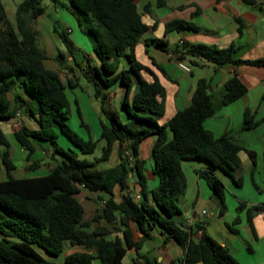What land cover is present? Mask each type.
Returning a JSON list of instances; mask_svg holds the SVG:
<instances>
[{
  "label": "trees",
  "instance_id": "trees-1",
  "mask_svg": "<svg viewBox=\"0 0 264 264\" xmlns=\"http://www.w3.org/2000/svg\"><path fill=\"white\" fill-rule=\"evenodd\" d=\"M69 10L76 16L79 26H85V34L93 41V52L100 68L87 66V76L94 86V97L101 101V112L105 116L100 122L99 139L104 142L97 162L109 159L117 145L118 162L111 167L97 169L95 161L79 159L72 151L65 152L57 145L58 132L80 148L82 154H92L96 142L83 141L67 124L69 104L65 87L74 88L77 78H68L66 83L57 71L44 66L45 55L40 48L37 32L29 26L43 12L41 0H23L14 13V25L8 20L0 0V121L11 119L22 111L35 126L22 125L12 136L18 146L26 152L29 162L35 152V144L49 143L60 156L52 169L42 176L15 178V164L9 155V141L0 131V264H55L43 258L36 248L48 253H59L66 242L95 247L96 255L73 253L65 264H122L128 250L144 264H160L155 259L140 255L142 239L133 240V224L143 238L154 226L160 227L165 242L173 240L183 248V256L177 264H238L227 249L215 242L201 223L184 230L174 219L180 214L178 206L186 188V178L181 168L184 160L203 161L206 168L199 173L213 196L220 203L219 215L226 209L224 187L214 176V170L232 177L240 166L239 153L245 150L228 133L214 138L205 130L203 122L214 113L205 80L197 82L188 107L177 111L167 122L158 124L164 112V88L152 74V82L143 80L142 71L148 68L139 63L135 47L148 26L142 22L136 0H67ZM162 5V0H157ZM149 13L148 7H144ZM180 29H195L189 22L172 20L165 24L164 34ZM66 53L74 61L72 44L62 31L57 32ZM144 45L165 51L166 42L160 39H145ZM235 48L218 49L204 44L182 43L177 59L184 57L203 59L216 66L253 64L264 60L242 61L234 57ZM65 52H57L55 62L63 67ZM69 70H71L69 68ZM21 76L16 87V77ZM118 84L123 89L121 106L128 121L105 107L106 94L102 89ZM134 86L137 92L131 96ZM12 89H20L28 98L24 101L17 93L12 98ZM222 105H228L246 93V87L233 76L223 85ZM81 125L86 127L83 122ZM258 125L253 114H243L242 129H253ZM170 133V137H168ZM149 136L155 140L151 148L153 171L158 184L149 191L152 204L145 197V177L141 172L143 160L137 158L139 145ZM131 152L132 157L129 155ZM248 152V151H247ZM252 158L251 153H248ZM132 159V164H130ZM31 165L29 168L33 170ZM134 171L141 187L142 200L135 202L130 196L115 200L114 189L123 191L130 174ZM79 188L102 193L105 199L95 211L92 219L83 221L84 209L77 200ZM245 210L246 221L255 234L253 219L264 212L263 205L246 208L239 203L236 212ZM116 223L121 237L107 239L108 229L100 225ZM238 217L233 224H237ZM96 224L94 230L87 229ZM200 235L194 237L197 232ZM171 263H174L173 261Z\"/></svg>",
  "mask_w": 264,
  "mask_h": 264
},
{
  "label": "crops",
  "instance_id": "crops-1",
  "mask_svg": "<svg viewBox=\"0 0 264 264\" xmlns=\"http://www.w3.org/2000/svg\"><path fill=\"white\" fill-rule=\"evenodd\" d=\"M52 1L54 3L57 2V0ZM162 2V5H158L157 0H136V7L141 14L142 22L149 27L135 47L137 61L149 69V71H142L140 76L143 80L152 82L153 74L164 88V112L158 118V124H164L177 111L188 107L197 82L205 80L209 85L208 94L213 104L214 113L203 122L204 129L209 131L214 138L228 133L238 145L245 149L238 155L240 166L234 170L232 177L223 174L217 169L213 171L214 176L224 187V199L225 193L229 192L231 195H234L235 203H237L236 207L239 203H244L246 208L255 205L264 206V63L261 65L239 64L219 67L203 59L190 57L177 59V51L181 49L182 43L187 42L190 44H204L218 49L234 46V57L236 59L251 62L264 60V0H162ZM146 6L149 13H146L144 10ZM41 7L44 9V12L36 20L28 23L37 32V38L39 34L38 30L34 28L35 22L41 24L40 27L46 30L45 33L52 31L56 41H60L57 32L62 31L67 37L69 29L63 31L59 23L52 22L46 15L45 8ZM64 8L77 21L76 16L69 8L65 6ZM172 20L189 22L195 29H180L164 34L165 24ZM153 38L166 42L165 51L154 47H148L146 50L144 40ZM71 44L73 51L74 46L72 42ZM61 50H64L65 54H67L64 46ZM44 55V66L53 70L52 67L46 65L48 59L45 53ZM178 61L189 65L191 67L190 72L180 69ZM72 62L74 64L73 60ZM93 62V65H91L87 59L86 67L94 66L100 68L99 60L95 54ZM233 76H236L246 87V93L232 103L222 105L223 85ZM85 78L88 81L89 79L93 80L89 76ZM102 91L106 94L105 107L117 112L124 122L128 121L126 112L121 106L123 89L116 84L109 88H104ZM136 92L137 86H134L131 96ZM15 93L20 95L24 101L28 100L20 89H12L9 97ZM246 110H249L253 114L254 120L258 122V125L253 129H242L243 114ZM26 120L31 122L29 126H35L28 117ZM5 121L2 120L0 123ZM15 121L14 116L11 118V122H8L6 128H2L0 124V131L6 137L16 131L14 129ZM168 134L170 137V133ZM154 140L152 141L151 148ZM39 146L35 144V152ZM117 150L118 147L116 145L111 153V155H116V160L103 168L114 166L118 162ZM8 152L10 155L9 150ZM248 153H251L252 158ZM130 161L132 162V159ZM143 161L144 164L141 167V172L145 177V197L150 205L152 202L149 191L157 186L158 177L153 171L151 152L148 160ZM181 168L186 178V188L182 202L179 201V203H182L180 214L175 216L174 219L184 226H194L196 223H201L204 226V231L215 242L225 247L238 264H264V212L253 219L255 231V234H253L247 224L245 210L238 213L235 207V215L228 214L227 212L219 215L220 203L218 199L213 196L204 180L199 176V173L206 168L205 162L184 160L181 162ZM16 170L15 168L11 173L13 177H15L14 175L17 176L15 178H22L24 175L33 172L30 168L28 170V167V171L26 170L27 172L24 174L15 173ZM49 171H46L44 174H47ZM0 177L2 180L6 178L4 171L1 172ZM24 178L30 177L26 176ZM245 179H248L246 184L251 188L247 192L248 196H244L245 194L242 191L234 193L236 189L242 190ZM81 191L86 192L87 190H80L79 193ZM89 194L92 197L83 195V198L92 202L94 200L97 204L94 203L93 213L88 218L83 217V221L87 222L92 219L95 211L101 207H99L100 204L98 205L100 199L106 198L101 195L102 193L89 192ZM114 195L115 200H119L121 196L126 195L130 196L135 202L142 200L139 179L134 171L129 176L126 189L119 191L118 188H115ZM96 198L99 201L95 200ZM202 211H206V215H201ZM236 216L239 221L237 224H233ZM181 218L183 222H179L178 219ZM100 225L108 229L107 239L121 237L118 224H106L104 221H101ZM95 227L96 224H92L88 227L87 231L90 232ZM131 229L134 241L142 239L139 251L140 255H146L150 259H155L160 264L165 260H167V264H177L171 263L174 261V258L164 254L167 246L173 245L180 248V258L183 256L184 250L182 247L173 240L164 241L165 236L162 234L160 227L154 226V228L150 229L147 238H143L142 234L139 233L133 224L131 225ZM198 235L196 234L194 237ZM36 251L43 258L55 264H65V258L73 253L96 255L95 247L88 249L82 245L68 242L64 244L62 250L57 254L48 253L39 248H36ZM126 256L129 257V263L127 264H136L138 261H143L141 258L138 259L136 257L132 249L126 252ZM92 264H99V262L94 261Z\"/></svg>",
  "mask_w": 264,
  "mask_h": 264
},
{
  "label": "rangeland",
  "instance_id": "rangeland-1",
  "mask_svg": "<svg viewBox=\"0 0 264 264\" xmlns=\"http://www.w3.org/2000/svg\"><path fill=\"white\" fill-rule=\"evenodd\" d=\"M22 1L23 0H2L7 18L13 25L16 7ZM41 2V6L45 8L46 15L51 19L52 22H58L60 28L63 29V31L65 29H69V34L67 35V37L73 43V56L76 63L79 65H74L70 55L67 53L63 67H59L58 64L55 62V55L57 51H59V49L64 53V50H61L63 49V45L60 41L55 40L52 31H47V33H45L46 30L40 27L41 24L39 22H35L34 28L38 30V42L40 48L46 54V58L48 59L46 61V65L52 67L53 70L57 71L63 83H66L68 78H77V85L74 88L66 86L64 90L69 104L67 124L70 130L81 140L86 141L90 139L92 142H96V148L92 154H82L80 148H78L74 143L68 140L63 134L58 132L57 145L60 149L64 150L65 152L72 151L77 153L79 159H85L89 162H94L95 159H98L100 157L101 149L104 146V142L99 139V135L101 131L100 122H104L106 120L105 116L101 112L100 99H96L94 97V84L93 82H90L85 78L87 76L88 71L86 67L87 59L90 61L91 65H93L94 63L93 41L89 38V36L85 34V26H79L78 22L65 10L64 6H69L67 0H57L56 3H54L52 0H41ZM69 68L71 70H69ZM21 79V76L16 77L15 88H17ZM12 96L13 95H10L11 98ZM19 114L20 116L16 119L14 123V129L16 131L22 125L29 126V124L31 123L26 120L27 117L23 114L22 111H20ZM120 118L122 120V117ZM9 121L11 122V119H7L5 122L0 123L2 128H6ZM81 122H83L86 127L82 126ZM7 138L10 144V156L15 164V168L17 169L15 173L24 174L29 170V167L31 165L36 164V166H33V172H30L28 175H24V177L41 176L46 171H49L50 168L56 164V161L60 159V156L55 154L52 145H50L49 143H41L37 151L32 154V159H30L28 164H26V152L18 146L12 134L8 135ZM154 139V136H149L145 140H143V142L139 145L137 150L139 159L145 161L148 160L151 152V144ZM129 155L132 157L131 152H129ZM115 160L116 155L113 154L110 156L107 162L95 161V167L103 168L108 164H112ZM129 163H131V161ZM14 176L17 177L16 175ZM2 178H4V176H2ZM247 180L248 179L244 180L245 182L242 190L236 189L234 190V193H239V191H242L245 194L244 196H248L247 192L250 191L251 188L250 186H247ZM79 190H83V188H79ZM86 192L81 191L79 194L76 195L78 201L84 208V218H88L93 213V208L95 204H97L94 202L93 198V202L83 198V195H88L92 197L89 192ZM101 195L105 196L104 194ZM182 199L183 198L181 197V202ZM95 200L99 201L97 198ZM235 202L236 201L234 200V195H231L229 192H226L224 199L226 209L224 212L235 215V207L237 204ZM98 205L99 207L102 206V202L99 201ZM178 206L181 209L182 203H179ZM178 220L179 222H183L182 218ZM165 251L166 252H164V254H167V256H171L172 258H174V263H176V258H180L181 250L177 246L169 245L167 246ZM128 261L129 257L126 256L123 260V264L129 263ZM162 264H167V260L163 261Z\"/></svg>",
  "mask_w": 264,
  "mask_h": 264
},
{
  "label": "built area",
  "instance_id": "built-area-1",
  "mask_svg": "<svg viewBox=\"0 0 264 264\" xmlns=\"http://www.w3.org/2000/svg\"><path fill=\"white\" fill-rule=\"evenodd\" d=\"M178 66L180 67V69H182L185 72H190L191 67L189 65H185L184 63H182L181 61H178ZM20 116L19 112H17L15 114V119H17ZM15 126V124H14ZM103 204V203H102ZM201 215H206V211H202ZM200 235V232H197V235ZM136 264H144L143 261H138Z\"/></svg>",
  "mask_w": 264,
  "mask_h": 264
},
{
  "label": "water",
  "instance_id": "water-1",
  "mask_svg": "<svg viewBox=\"0 0 264 264\" xmlns=\"http://www.w3.org/2000/svg\"><path fill=\"white\" fill-rule=\"evenodd\" d=\"M178 225H180V224L178 223ZM182 227L184 230H188V226H182Z\"/></svg>",
  "mask_w": 264,
  "mask_h": 264
}]
</instances>
